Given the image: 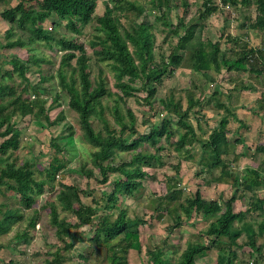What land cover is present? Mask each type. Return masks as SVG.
I'll return each instance as SVG.
<instances>
[{
    "label": "trees",
    "instance_id": "trees-1",
    "mask_svg": "<svg viewBox=\"0 0 264 264\" xmlns=\"http://www.w3.org/2000/svg\"><path fill=\"white\" fill-rule=\"evenodd\" d=\"M13 1L0 0V18L8 26L7 41L0 48L28 49L31 53L28 61L39 70L52 61L33 54L35 45L42 43L61 53L56 69L58 85L68 94V108L77 116L82 138L93 151L91 161L80 164L79 169L70 167L67 150L60 143L68 138L67 135H75L74 127L67 124L64 131L52 133L50 158L41 167L31 160H25L21 166L10 165L9 152L19 150L27 134L26 129L20 128L23 120L31 116L34 121H45L47 127L56 128L66 121V115L63 109L55 118L51 117L53 110L62 107L61 94L53 96L47 106V89L33 86L26 67L20 62H11L13 71L0 69L2 78H13L17 74L21 79L18 86L0 82V167L3 166L0 190L5 188L14 193L21 202L19 208L5 209V205L0 204V234L9 233L15 225L23 227L8 244L0 245V250L14 247L23 253V247L31 240L30 233L39 224L40 212L34 206L38 197L49 191L54 193L55 200L48 202L45 209H49L50 224L56 229V237L63 247L56 245L55 251L48 252L51 259L42 264H67L69 258L64 251H74L76 242L86 240L83 237L86 229L92 231L89 241L93 243L98 264H128L129 251L141 252L143 249L140 227L146 221L141 217L131 218L120 204L119 196L135 198L145 180L156 178L157 174H152L149 169L166 166L178 175L182 162L194 159L188 148L197 144L202 145L204 151L196 162L203 173L213 177L207 179L208 185L212 182L224 184L240 196L264 188V162L257 168H246L241 172L235 164L240 162L243 153L234 154L232 160L227 158L231 151L229 117L236 116L229 101L235 90H251L256 85L264 87V41L261 47H251L240 35H227L228 42L237 46L232 56H228L221 48L224 34L217 41L207 43L202 38L206 28L204 23L230 5L256 7L257 15L247 17L242 29L250 28L264 35V0H220L221 5L216 0H202V6L189 22L184 17L190 8L188 0H108L103 15L96 13L98 0H21L17 5H13ZM179 8H182L181 14ZM150 12L156 15L154 22ZM172 14L177 17V24L170 17ZM51 19L52 26L47 27L45 24ZM93 22L97 33L88 44L96 57L97 75L91 73L87 45L80 39L84 28ZM163 26L171 29L178 41L168 55L157 61L155 33ZM178 28H183L184 32L181 34ZM62 29L76 38H69ZM103 64L112 74L113 88L108 86ZM181 67L191 70L193 75H201L212 86L217 80L211 73L223 72L231 77V82L239 79L241 84L225 95L213 89L206 92L203 82L194 79V93L188 94L186 107L174 95L156 99L157 85H162L166 75ZM245 74L252 76L249 78L255 86L245 84L246 80L241 79ZM41 80L48 81L45 75ZM134 80L147 91L145 102L154 110L152 116L142 121L146 126L144 131L137 126V116L129 105L132 98L139 100L138 89L132 85ZM30 87L32 94L28 92ZM195 91L200 95L197 96ZM262 96L264 99V93ZM156 104L158 107L155 108ZM211 104H215V110L224 109V113L218 126L203 139L191 119L196 117L200 126L201 120L209 117L203 112ZM256 152L264 154V145L257 147ZM123 153H128L129 157L117 161V155ZM71 171L95 180L102 188L106 204H102V198H93L91 204H85L82 196H92L93 191H80L62 184ZM37 173L42 175L41 179L37 178ZM114 175L119 178L112 180ZM110 185L114 186L111 191L108 190ZM238 194L222 201L207 200L200 189L186 193L181 180L170 179L168 194L155 198L152 203L150 223L151 220H164L172 232L193 224L194 219L212 221L204 231L194 235L191 246L184 249L176 261L167 255L166 240L156 245L150 252L152 264H198L199 258L213 249L217 252L215 264H262L259 260H264V210L257 218L248 220L247 216L255 202L264 203V198L251 195L250 209L236 214L234 203ZM68 215H75L76 222L72 223ZM243 236L245 239L240 241ZM245 247L250 248L247 261L240 259L238 254V249ZM101 253L103 260L97 257ZM80 257L82 261L72 264H89L87 256ZM9 264H15L14 260Z\"/></svg>",
    "mask_w": 264,
    "mask_h": 264
},
{
    "label": "rangeland",
    "instance_id": "rangeland-1",
    "mask_svg": "<svg viewBox=\"0 0 264 264\" xmlns=\"http://www.w3.org/2000/svg\"><path fill=\"white\" fill-rule=\"evenodd\" d=\"M21 0H14L13 5H17ZM190 4L189 12L184 15L186 22H189L202 6V0H188ZM217 4H220V0H216ZM108 0H98L97 15H103L106 10ZM221 5V4H220ZM221 7V6H220ZM256 7L236 8L232 5L221 9L216 15H213L209 20L204 23L205 30L202 33V38L205 43L207 41H217L221 34H224V38L221 40V48L223 52H226L228 56L237 50V46L234 43L228 42L227 35L241 36L243 41L250 44L251 47H261L264 41V35L257 31L251 30L250 28L242 29V24L247 22V17L255 18L257 15ZM178 13H182V8H179ZM174 24H177V17L172 14L170 15ZM156 15L154 12H150V19L152 22L155 21ZM53 19H56L55 17ZM53 19L47 22L45 25L51 27ZM127 23V22H126ZM95 22L86 26L83 30V34L80 36L84 42H86L88 55L91 59V73L93 75L98 74V67L96 65V57L92 52L88 44V40L92 39L95 31ZM8 31V26L1 21L0 18V45L5 44L6 33ZM178 31L182 34L184 32L183 28H178ZM69 38H76L73 33L63 30ZM156 43H155V55L156 60L159 61L163 55H168L169 52L177 44L178 37L173 34L172 30L167 27H162L160 31L155 33ZM35 50L33 51L36 56L44 57L50 59L52 63L44 64L42 68H39L33 63L29 62L30 54L28 49L21 50H9L0 48V69L3 72L13 71V66L11 62H20L26 67L27 77L33 86H38L42 90L47 89L48 93V104L49 106L52 102V97L57 93L61 94V105L59 109H55L51 112V117L55 118L60 110L65 111L66 121L60 123L56 128H49L46 126L45 121H34V119L29 116L20 123V128L26 129V136L22 139V146L17 151H10L8 162L10 165L21 166L25 160H31L38 163L41 167L49 160L50 153V140L52 133L64 131L67 124H71L75 129V135L65 138L60 141L64 148L67 150V156L71 160L70 167L72 169H79L80 164L84 162L91 161L90 154L93 148L87 144V142L82 138L80 131L79 121L77 116L68 108V94L59 88L58 77H57V66L59 63V57L61 53L58 50H50L44 44L39 43L35 45ZM183 54V53H181ZM75 65V62L73 63ZM107 76L108 86L113 88V78L106 64H103ZM46 76L48 81H42V76ZM211 75L217 80L215 85L205 80L201 75L192 74L191 70L181 67L175 70L174 73L168 74L164 77L163 84L157 85L158 92L156 94V99L168 98L174 95L176 99H181L183 101L184 107L187 106L188 94L194 93L193 80L198 82H203L205 91L208 89H213L227 95V91L234 89L235 85H240L241 81L239 79L231 82V77L223 72L222 74L211 73ZM248 74L241 76V79L246 80L247 85L253 84L255 82L251 80ZM201 79L202 81H200ZM9 83L13 86H18L21 79L16 74L13 78H2L0 74V82ZM138 91V99L132 98L129 105L135 112L137 116V126L141 131L146 129L145 125H142V121L154 114V110L145 102L147 91L142 87L140 82L137 80L132 81ZM140 89V90H139ZM32 94V87L29 91ZM196 92V91H195ZM264 87L256 85L251 90H235L233 91L232 100L229 101L230 108L235 113V117H229V133L228 138L230 142V153L227 158L232 160L234 154L243 153L240 158V162L235 164V167L244 172L246 168H257L264 162V154H258L256 152L257 147L264 145V99H263ZM199 96L200 93L196 92ZM222 100L226 101V98L222 96ZM139 101V102H138ZM158 107L157 104L155 108ZM213 108V109H212ZM209 117L202 119L200 126L196 121V117H192L191 121L198 135L201 138L207 139L214 128L218 126V120L224 113V109L215 110V104H211V107H207L206 111ZM53 130V131H52ZM65 136V137H67ZM241 139L240 142H237ZM2 139L0 138V143ZM190 151L194 157L193 160L183 161L180 173L177 175L176 172L169 167H161L158 170H150L152 174L156 173V178H148L144 182V187L137 192L135 198H129L126 196H119V202L124 208L127 209L128 215L131 218L141 217L146 221V224H142L140 227L143 249L141 252L129 251L128 253V264H152V257L150 255L151 249H154L156 245L161 244L166 240V251L167 255L173 257L174 261L180 256L182 251L187 247L191 246L194 241V235L204 231L210 221L205 219H194L193 224L188 226H182L180 228L174 229L169 232L167 228V223L164 220H151L150 215H152V203L155 198L164 197L168 194V181L172 178L181 180V186L186 191V193L195 192L198 189L201 190L203 197L207 200H221L232 196L233 194H238L236 190L224 185L212 182L210 185L206 183L207 179L211 180L213 177L206 173H203L201 167L198 165V160L201 159L203 154L202 145H195L193 148L189 147ZM121 157H129L128 153L118 154L117 161ZM3 167V166H2ZM0 167V169L2 168ZM37 178L41 179L42 175L37 173ZM119 178L118 175L112 176V180ZM62 184L66 186H74L80 191H93L92 196L83 195L82 200L85 204H91L93 198L98 200L102 198L101 187L95 180H89L81 173L76 171H71L66 175ZM114 186L110 185L108 190H113ZM256 198H264V188L254 189L252 194L250 192H245L244 195H237L236 201L234 203V210L236 214L240 212H245L250 209V199L251 195ZM55 195L47 191L43 195L39 196L37 203L34 208L38 209L39 224L30 233L29 244L23 247V253L19 250L10 247L8 249L0 250V264H9L10 260H14L15 264H42L44 260L51 259L48 254L50 250L55 251L54 247L63 244H59L56 237V229L50 224L49 209H45L48 202L54 201ZM102 204H106V198L101 199ZM0 204L5 205L6 208H19L21 206L20 199L17 195L12 192L7 191L5 188L0 190ZM112 203L110 206L112 207ZM264 210V203L255 202V207L251 209V214L247 216L248 220L252 217H259V213ZM64 215V214H63ZM1 217V215H0ZM68 219L72 222H76L75 215H68ZM148 221V222H147ZM195 225V226H194ZM23 227L15 225L12 230L7 234H0V245L8 244V242L19 232L22 231ZM197 232H196V231ZM92 231L86 229L83 233V237L86 240H80L76 242V248L74 251H64L69 259L67 264H72L75 261H82L80 255L87 256L89 259V264H98L96 262V257L94 253V246L89 239L92 237ZM205 239V238H204ZM245 236H243L240 241H243ZM208 242V241H207ZM259 242L262 239L259 238ZM236 249V248H235ZM249 247L243 249H238V254L240 259L249 260ZM98 259H102V253ZM217 260V252L213 249L207 253V255L202 256L198 260V264H215ZM264 264V260L260 258L259 260Z\"/></svg>",
    "mask_w": 264,
    "mask_h": 264
}]
</instances>
